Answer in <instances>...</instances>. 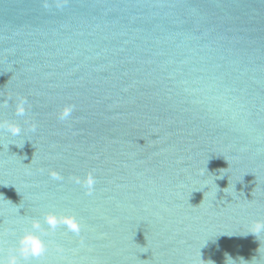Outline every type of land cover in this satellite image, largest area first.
<instances>
[{"label":"water","instance_id":"water-1","mask_svg":"<svg viewBox=\"0 0 264 264\" xmlns=\"http://www.w3.org/2000/svg\"><path fill=\"white\" fill-rule=\"evenodd\" d=\"M4 100L0 257L39 219L33 264H264V0H0Z\"/></svg>","mask_w":264,"mask_h":264},{"label":"clouds","instance_id":"clouds-1","mask_svg":"<svg viewBox=\"0 0 264 264\" xmlns=\"http://www.w3.org/2000/svg\"><path fill=\"white\" fill-rule=\"evenodd\" d=\"M47 6V5H46ZM59 6V5H58ZM8 100L3 101V105L7 106ZM27 99L19 98L15 105V114L17 116H24L26 109ZM74 106L65 107L59 116L60 120H67L71 117ZM0 128H6L12 136H19L22 132L20 124L10 121H0ZM35 125L31 130L35 131ZM52 179L60 180L62 177L59 173L53 171L50 173ZM77 183H81L80 178H75ZM95 184V179L91 173L83 181V185L88 189L90 195ZM44 224L48 229H55L58 225H64L69 231L79 235L81 231V224L75 216L69 214L57 215L56 212L50 211L44 215ZM252 233L258 235L264 232V221L257 220L252 225ZM47 230L42 226L39 219L31 220V230H25L17 241V247L14 250L15 254H10L5 260L0 257V264H33V261L45 255L48 251V245L45 241Z\"/></svg>","mask_w":264,"mask_h":264}]
</instances>
